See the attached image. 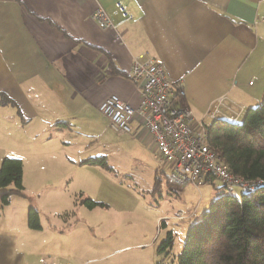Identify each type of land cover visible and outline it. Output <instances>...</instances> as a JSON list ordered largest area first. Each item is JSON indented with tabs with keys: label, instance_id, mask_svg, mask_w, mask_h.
Listing matches in <instances>:
<instances>
[{
	"label": "crops",
	"instance_id": "0c3cea01",
	"mask_svg": "<svg viewBox=\"0 0 264 264\" xmlns=\"http://www.w3.org/2000/svg\"><path fill=\"white\" fill-rule=\"evenodd\" d=\"M116 1L0 0V137L100 112L110 94L138 104L129 78L135 58L162 64L182 84L196 119L220 98L212 121L230 115L242 120L261 102L264 0H123L134 15L128 22L115 13ZM98 6L116 30L97 25L92 16ZM3 95L11 101L4 103ZM133 125L135 138L154 146ZM5 155L0 147V164ZM26 156L19 157L24 181ZM8 205L1 211L7 213ZM42 230L11 216L1 226L0 218V264H35L32 231Z\"/></svg>",
	"mask_w": 264,
	"mask_h": 264
},
{
	"label": "rangeland",
	"instance_id": "374dc122",
	"mask_svg": "<svg viewBox=\"0 0 264 264\" xmlns=\"http://www.w3.org/2000/svg\"><path fill=\"white\" fill-rule=\"evenodd\" d=\"M55 127L34 124L0 137L5 156L27 155L25 194L11 196L1 226L10 216L27 223V210L37 207L43 230L32 231L35 264L171 263L189 227L224 191L216 177L200 185L173 183V165L156 159L155 146L115 132L102 112ZM247 191L232 188L236 195ZM170 230L175 243L166 256L159 246Z\"/></svg>",
	"mask_w": 264,
	"mask_h": 264
},
{
	"label": "trees",
	"instance_id": "16d2710c",
	"mask_svg": "<svg viewBox=\"0 0 264 264\" xmlns=\"http://www.w3.org/2000/svg\"><path fill=\"white\" fill-rule=\"evenodd\" d=\"M2 100L11 101L5 95ZM173 101L187 104L179 90ZM208 143L234 174L261 183L246 188L248 191L241 195L233 194L224 185V191L189 227L181 253L166 264H264V97L246 111L242 120L214 119L208 126ZM87 161L100 163L101 158L91 157ZM23 175L21 158H3L0 211L11 202L12 195L25 194ZM28 225L35 230L42 228L36 206L28 210ZM174 243L175 235L170 230L159 251L169 256Z\"/></svg>",
	"mask_w": 264,
	"mask_h": 264
},
{
	"label": "built area",
	"instance_id": "2783aa9c",
	"mask_svg": "<svg viewBox=\"0 0 264 264\" xmlns=\"http://www.w3.org/2000/svg\"><path fill=\"white\" fill-rule=\"evenodd\" d=\"M115 13L124 22L134 18L123 0L116 1ZM92 18L103 30L117 29V25L101 6L97 7ZM129 78L139 92L138 104H133L118 94H110L98 105V109L108 118L109 127L118 133H132L133 123L136 121L139 128L151 137L156 149V159L162 164L173 165L170 179L174 183L192 182L200 185L204 179L216 177L224 182L228 190L235 185L254 188L261 183L234 174L208 143L210 124L207 119L215 117L224 98L217 101L214 110L196 119L188 104L173 101L178 90L184 96V88L182 84L173 82L162 64L154 58H135ZM238 117L230 115L227 119L237 121Z\"/></svg>",
	"mask_w": 264,
	"mask_h": 264
}]
</instances>
